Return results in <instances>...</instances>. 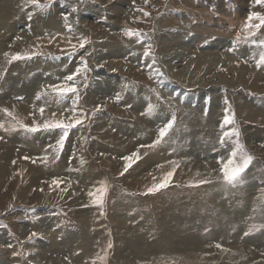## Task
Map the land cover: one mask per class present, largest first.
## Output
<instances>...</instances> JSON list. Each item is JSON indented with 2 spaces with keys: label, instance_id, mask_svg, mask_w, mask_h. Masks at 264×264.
Here are the masks:
<instances>
[{
  "label": "rangeland",
  "instance_id": "1",
  "mask_svg": "<svg viewBox=\"0 0 264 264\" xmlns=\"http://www.w3.org/2000/svg\"><path fill=\"white\" fill-rule=\"evenodd\" d=\"M253 13L264 4L0 0V264H264Z\"/></svg>",
  "mask_w": 264,
  "mask_h": 264
},
{
  "label": "snow or ice",
  "instance_id": "2",
  "mask_svg": "<svg viewBox=\"0 0 264 264\" xmlns=\"http://www.w3.org/2000/svg\"><path fill=\"white\" fill-rule=\"evenodd\" d=\"M258 3H262L264 4V0H257ZM32 3H37L38 4V0H32ZM253 16H255L260 22L262 25H264V16L262 15H259L258 13H253ZM83 46V45H82ZM17 58H20V57H17ZM261 60V63H264V55L261 56L260 58ZM73 77L69 76L68 79L71 80ZM67 91L69 92H75L76 89L74 88H69L67 89ZM41 111H43V109H41ZM231 121L230 120H227L226 119V123H230ZM76 123H79V121H77ZM72 125H61V124H55V125H51V127H65V128H69L71 127ZM45 127H50L49 125H45ZM30 131H36L37 129L36 128H31L29 129ZM167 129H165L164 131L161 132V135H164V132H166ZM251 158L249 157L248 159L244 160L242 162V164H239V165H236L234 167H231L233 162L232 161H229V165H226L225 166V179L229 182V183H234L237 181V179L239 178L240 174L243 172V170L247 167V164L249 162ZM171 175V174H169ZM165 185H161V187H163ZM150 191H155V189H150Z\"/></svg>",
  "mask_w": 264,
  "mask_h": 264
},
{
  "label": "bare ground",
  "instance_id": "3",
  "mask_svg": "<svg viewBox=\"0 0 264 264\" xmlns=\"http://www.w3.org/2000/svg\"><path fill=\"white\" fill-rule=\"evenodd\" d=\"M217 118H219L218 116H216ZM189 119H191L190 117H189ZM214 120V119H213ZM208 122V121H207ZM195 133V132H194ZM192 141H193V143L194 144H196V142H195V140L194 139H191Z\"/></svg>",
  "mask_w": 264,
  "mask_h": 264
}]
</instances>
